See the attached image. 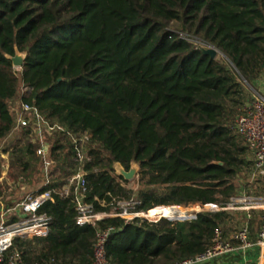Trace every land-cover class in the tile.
<instances>
[{
	"label": "trees",
	"instance_id": "trees-1",
	"mask_svg": "<svg viewBox=\"0 0 264 264\" xmlns=\"http://www.w3.org/2000/svg\"><path fill=\"white\" fill-rule=\"evenodd\" d=\"M201 46L222 54L212 58ZM16 47L27 53L20 69L8 58ZM259 84L264 0H0V143L11 138L3 150L14 177L0 179V206L51 192L39 209L48 235L17 237L13 249L24 264H89L98 232L113 227L106 253L114 263L176 264L204 253L217 229H236L237 212L174 219L193 212L175 206L224 207L255 184L253 195L264 196L263 177L242 181L254 162L234 130ZM16 101L56 127L46 133L57 164L49 174L34 126L17 128ZM82 136L85 201L96 212L134 200L147 218L167 217L80 225L75 195L63 187ZM117 162L139 165L133 183L116 174ZM261 213L249 220L254 243ZM238 214V225L248 221Z\"/></svg>",
	"mask_w": 264,
	"mask_h": 264
},
{
	"label": "built area",
	"instance_id": "built-area-1",
	"mask_svg": "<svg viewBox=\"0 0 264 264\" xmlns=\"http://www.w3.org/2000/svg\"><path fill=\"white\" fill-rule=\"evenodd\" d=\"M34 126L38 139L42 143L38 154L45 157V171L49 174L50 169H56V162L48 158L49 143L46 140V133L55 130V126L49 123L33 106L23 105L22 111L17 117L18 127ZM234 130L241 135L251 152L254 162L253 178H264V94L259 92L254 99L241 109L236 117ZM87 136L75 138L77 155L74 158L75 168L72 175L67 179L63 187L65 195L71 192L75 195L76 210L78 211V223L80 225L95 226L98 221L108 217H121L130 222L138 216L140 211L135 210L137 201L119 202L113 212H96L92 205L85 201L87 193V178L84 168L87 152L84 143ZM6 161V164L4 160ZM2 185L4 182L12 184L14 181L13 172L9 164V152L0 153ZM5 167L10 172L9 177L4 175ZM50 176L47 178L49 182ZM55 180V176L51 177ZM1 185V186H2ZM51 198V192L41 194H27L22 200L14 204H4L0 206V264H24L20 254L13 249V242L17 237H45L49 233V217L39 212L44 202ZM200 212H192L189 215L192 219L201 212H215L220 210H230L245 213L248 221L242 223L229 235H225L223 229H217L212 244L206 251L196 257L187 259L176 264H209L217 259L232 255L237 251H247L251 247H257L260 258L264 260V196H254L247 193H240L231 198L226 206L222 207L216 203L197 204ZM182 207V206H178ZM262 211L260 216V230L257 241L254 243L250 239L249 220L254 212ZM113 227L105 231H99L94 244V259L89 264H118L111 262L106 253V242Z\"/></svg>",
	"mask_w": 264,
	"mask_h": 264
},
{
	"label": "water",
	"instance_id": "water-1",
	"mask_svg": "<svg viewBox=\"0 0 264 264\" xmlns=\"http://www.w3.org/2000/svg\"><path fill=\"white\" fill-rule=\"evenodd\" d=\"M200 49L204 53L210 55L212 58H217L220 54H222V52H220L219 50H217L216 48H213V47L201 46ZM26 57H27V53L21 52L17 47H16L15 55H8V58L12 61L13 66L16 69H20L23 67L25 60H26ZM220 164H222V163H220ZM114 168H115L116 173L118 175L123 176L124 179L129 181V182L133 181L136 178L138 171H139V165L136 162H133L131 164V167L129 170H127L120 162L115 163ZM175 207H178V206H175ZM161 217H167V216H161ZM161 217H159L158 219H160ZM190 217L189 216H180V217L175 218V219H187ZM144 218L150 220L147 217H144Z\"/></svg>",
	"mask_w": 264,
	"mask_h": 264
},
{
	"label": "rangeland",
	"instance_id": "rangeland-1",
	"mask_svg": "<svg viewBox=\"0 0 264 264\" xmlns=\"http://www.w3.org/2000/svg\"><path fill=\"white\" fill-rule=\"evenodd\" d=\"M262 84H259V88H258V90H254V89H251V101L254 99V97L256 96V94L257 93H259L260 91H262V90H264L263 89V87L264 86H261ZM23 90V89H22ZM250 101V102H251ZM12 108H14L15 109V112L16 113H20L21 111H20V104H19V102H15L14 104H12ZM8 143H11V138H8L7 140H6V142L4 143V141L2 142V143H0V153H2L3 151H5V150H3L4 149V147L3 146H6V145H8ZM252 157V156H251ZM254 170V169H253ZM117 174V173H116ZM246 177V178H245ZM258 177V176H257ZM136 179V178H135ZM134 179V180H135ZM134 180L133 181H130V183H133L134 182ZM253 180H254V178H253V173L252 174H249V173H246V174H243V178H242V181H248V182H250V183H252L253 182ZM257 188V184H255L254 186H253V188L251 189H244L243 191H242V193H247V194H250V195H253L254 194V192H255V189ZM24 191V194H26V193H28V191L29 190H27V188L26 189H24L23 190ZM181 209H184V210H188V209H190V210H193V212H200L201 210L198 208V205H194V206H191V207H181ZM237 219H236V221H235V225H233L235 228H237V227H239L240 225H238V221L240 220V218H241V216L238 214V212H237ZM138 217H140V218H144V217H146L145 215L144 216H142V215H140V216H138ZM170 218V217H169ZM173 219V218H172ZM175 219V218H174ZM150 220H157V219H150ZM234 224V223H233ZM236 225H238V226H236ZM216 261V260H215ZM259 264H264V260H262V259H260V263Z\"/></svg>",
	"mask_w": 264,
	"mask_h": 264
},
{
	"label": "crops",
	"instance_id": "crops-1",
	"mask_svg": "<svg viewBox=\"0 0 264 264\" xmlns=\"http://www.w3.org/2000/svg\"><path fill=\"white\" fill-rule=\"evenodd\" d=\"M260 259L259 251L256 249V247H251L247 251H237L231 256L217 259L216 261H213L209 264H254V260L257 261L255 264H259Z\"/></svg>",
	"mask_w": 264,
	"mask_h": 264
},
{
	"label": "bare ground",
	"instance_id": "bare-ground-1",
	"mask_svg": "<svg viewBox=\"0 0 264 264\" xmlns=\"http://www.w3.org/2000/svg\"><path fill=\"white\" fill-rule=\"evenodd\" d=\"M139 215H142V216H144V214H142V213H139Z\"/></svg>",
	"mask_w": 264,
	"mask_h": 264
}]
</instances>
